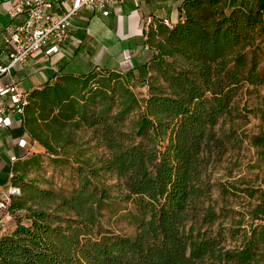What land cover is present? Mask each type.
Masks as SVG:
<instances>
[{"label":"trees","instance_id":"trees-1","mask_svg":"<svg viewBox=\"0 0 264 264\" xmlns=\"http://www.w3.org/2000/svg\"><path fill=\"white\" fill-rule=\"evenodd\" d=\"M263 4L181 0L170 26L147 15L145 62L81 71L61 61L26 89L28 150L9 166L18 191L1 209L14 226L0 234V264H264V190L208 172L232 138L255 148L264 183V128L239 139L215 129L241 117L243 86L264 85ZM251 112L264 121V98ZM48 168L67 173L70 186L43 185ZM239 193L243 211L228 206ZM121 211L133 234L103 224Z\"/></svg>","mask_w":264,"mask_h":264},{"label":"crops","instance_id":"crops-1","mask_svg":"<svg viewBox=\"0 0 264 264\" xmlns=\"http://www.w3.org/2000/svg\"><path fill=\"white\" fill-rule=\"evenodd\" d=\"M51 1L61 2L60 7L56 8L59 12L68 8L64 0ZM180 1L124 0L121 4H114L106 16L100 12L82 9L73 18L69 38L62 45L61 50L48 57L41 52L29 56L12 70L14 78L19 80L21 87L26 90L38 86L45 79L48 71L55 69L61 61L66 63V67L72 68L81 66L85 62L91 64L86 68L92 65H104L125 71L136 67L150 57V51L143 43V32L146 30L144 18L149 14H155L171 21L168 15L172 9L177 11ZM14 2L15 0H0V54L6 51L2 33L10 22L7 10ZM70 46L74 48L71 52H69ZM83 46L84 51L81 52ZM88 46L97 48L94 51L97 55L90 59H87L86 54ZM110 59L113 64L108 62ZM30 75L34 78H30ZM21 138L27 137L20 128L19 116L14 115L10 127L0 129V198L8 195L11 187L8 177L12 158L28 150L19 146L18 141ZM35 145L37 144H33L31 148Z\"/></svg>","mask_w":264,"mask_h":264},{"label":"built area","instance_id":"built-area-1","mask_svg":"<svg viewBox=\"0 0 264 264\" xmlns=\"http://www.w3.org/2000/svg\"><path fill=\"white\" fill-rule=\"evenodd\" d=\"M140 1V0H137ZM67 9L60 12L56 8L61 2L51 0H15L7 10L9 24L2 33L6 51L0 54V129L9 128L14 115L20 116L26 103V91L20 81L14 78L12 70L22 64L29 56L43 53L48 57L58 53L68 40L73 18L80 10L109 14L112 6L124 0H64ZM151 20L144 18L145 29ZM168 26L171 21L164 17ZM24 147L25 139L18 141ZM14 159V158H12ZM10 187V192H17ZM8 193V195H9ZM8 195L0 198V209H5L9 201Z\"/></svg>","mask_w":264,"mask_h":264},{"label":"rangeland","instance_id":"rangeland-1","mask_svg":"<svg viewBox=\"0 0 264 264\" xmlns=\"http://www.w3.org/2000/svg\"><path fill=\"white\" fill-rule=\"evenodd\" d=\"M243 0H234L235 4L242 3ZM246 1V0H245ZM264 6V4H263ZM171 21H176L178 18L177 11L171 10V13L168 15ZM264 46V42H263ZM70 51L74 50L72 46H70ZM86 51L87 59L92 58L95 55L94 51L97 49L95 46H88ZM84 51V46L81 49V52ZM97 51V50H96ZM97 55V54H96ZM95 55V56H96ZM99 57V55H98ZM96 57V58H98ZM111 60V61H110ZM108 60L110 64H113L112 59ZM98 61V59H97ZM105 61V59H104ZM103 61V62H104ZM87 62L85 64L76 67L77 70H85ZM260 68L264 70V57L261 60ZM30 78H34L30 75ZM135 91L138 93H144L143 87L134 84ZM264 98V85L261 86H243L237 93L234 104L235 108L238 112H240L241 117L234 118L232 120L223 119L217 125L216 132L218 135H223L226 133H230L231 131L236 132V136L234 139H239L243 134H253L259 132L262 128H264V121L259 117L258 114H254L251 112L255 108L261 105L262 99ZM82 137L85 139L87 136L86 132L81 133ZM237 140H233L230 138V141L227 144V151L210 165L208 172L211 181L216 182H231L236 185L242 184L243 182L250 184L252 186H259L264 190V183L262 182L263 178V164L259 161L255 148H253L247 141H243L240 145H236ZM39 146L35 145L31 150H38ZM68 174L63 173L60 175L59 172L51 173L50 169L43 174L41 177V181L43 185L51 186L53 188H57L59 185H64V187L70 186V180L67 178ZM43 178V179H42ZM45 182V183H44ZM48 183V184H47ZM107 183L114 184L115 179L111 178L107 180ZM243 186V185H241ZM114 194L117 193V188H113ZM218 190L216 188L213 189L212 197L214 199L217 198ZM220 200V199H219ZM246 196L244 193H239L237 196H230L228 206L233 208L234 210L243 211L246 209ZM122 207L126 209H131L129 204H122ZM125 211H121L118 215H110L108 213L103 217V224L105 226L110 227L116 232L124 233V234H133L134 229L129 224L127 219L124 217ZM224 225L229 224V219L223 222ZM14 226L13 219L9 214H7L4 210L0 209V234L4 232H8ZM227 246H233L236 241L235 240H227ZM210 264V263H204Z\"/></svg>","mask_w":264,"mask_h":264},{"label":"water","instance_id":"water-1","mask_svg":"<svg viewBox=\"0 0 264 264\" xmlns=\"http://www.w3.org/2000/svg\"><path fill=\"white\" fill-rule=\"evenodd\" d=\"M14 191H17V190H14Z\"/></svg>","mask_w":264,"mask_h":264}]
</instances>
